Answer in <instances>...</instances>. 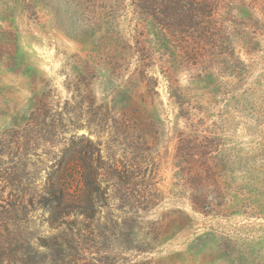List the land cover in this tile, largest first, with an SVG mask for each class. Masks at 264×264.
<instances>
[{
    "label": "rangeland",
    "instance_id": "obj_1",
    "mask_svg": "<svg viewBox=\"0 0 264 264\" xmlns=\"http://www.w3.org/2000/svg\"><path fill=\"white\" fill-rule=\"evenodd\" d=\"M180 1L170 38L138 0H0L4 264H264V0Z\"/></svg>",
    "mask_w": 264,
    "mask_h": 264
},
{
    "label": "trees",
    "instance_id": "obj_2",
    "mask_svg": "<svg viewBox=\"0 0 264 264\" xmlns=\"http://www.w3.org/2000/svg\"><path fill=\"white\" fill-rule=\"evenodd\" d=\"M162 2L164 3L156 6L154 0H138L137 7L142 10L140 12L141 15H149L151 17L150 22L152 25H157V27L161 25L164 27L165 31H167L166 37L175 38L176 34H179V23H185L184 20L187 18L190 19L189 22H191L192 18L194 20L197 18L185 14L186 12L183 11V1L162 0ZM158 84V80H154L153 88H157ZM172 98H174V95L171 93L170 99ZM189 143L192 142L186 141L185 139L181 142L183 148L179 150V159L176 166L181 170L182 177L187 182L197 183V186L193 187V189L185 190L182 194L183 196H187L194 211L209 215L210 203L208 200V191L203 183L213 175L212 171L215 169V166L212 165L213 157L200 144H196L194 148H187L189 147ZM73 212L77 217L82 216L89 219L86 206L79 205L74 207ZM8 260H10V256L0 247V264H4Z\"/></svg>",
    "mask_w": 264,
    "mask_h": 264
}]
</instances>
